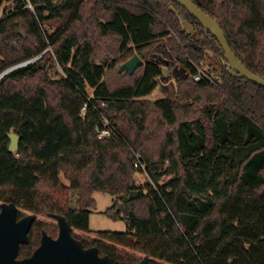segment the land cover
I'll return each mask as SVG.
<instances>
[{"label":"trees","instance_id":"1","mask_svg":"<svg viewBox=\"0 0 264 264\" xmlns=\"http://www.w3.org/2000/svg\"><path fill=\"white\" fill-rule=\"evenodd\" d=\"M8 1L0 75L42 55L0 80V210L12 203L19 218L36 216L19 259L32 256L43 232L58 237L57 224L38 221L55 214L112 264H137L139 253L149 264H264V88L229 73L217 39L172 0ZM191 1L264 78V0ZM52 21L60 24L53 31ZM207 52L226 62L216 83L193 78ZM134 55L144 64L120 72ZM162 59L189 76L178 80L176 99L152 101ZM57 66L60 78L51 74ZM104 122L111 136L99 138ZM11 132L20 137L15 153ZM138 159L156 187L136 186ZM133 191L139 195L131 201ZM95 192L115 198L107 214L125 219L126 232L75 235L93 232ZM72 193L78 209L70 207Z\"/></svg>","mask_w":264,"mask_h":264},{"label":"water","instance_id":"2","mask_svg":"<svg viewBox=\"0 0 264 264\" xmlns=\"http://www.w3.org/2000/svg\"><path fill=\"white\" fill-rule=\"evenodd\" d=\"M184 7L203 28L211 33L220 44L225 58L228 62V71L234 77L248 79L264 88V78L252 73L244 63L236 56L228 44L226 35L218 21L203 11L198 5L191 0H172ZM20 35L26 37L23 31ZM144 61L139 55H134L130 60L125 62L120 72L128 71L133 74ZM4 74L0 75V80ZM9 152L15 153L19 149L20 137L11 132ZM139 191H133L129 200H135ZM119 212H126V207L121 204ZM19 209L16 205L4 204L0 212V264H112L109 256H100L96 247L86 249L83 243L73 235V228L67 219L61 215L52 214L59 226V235L53 238L46 232H43L40 246L35 250L32 256L19 259L20 246L29 243V233L36 221L35 215H26L18 218ZM148 256L139 264H148Z\"/></svg>","mask_w":264,"mask_h":264},{"label":"rangeland","instance_id":"3","mask_svg":"<svg viewBox=\"0 0 264 264\" xmlns=\"http://www.w3.org/2000/svg\"><path fill=\"white\" fill-rule=\"evenodd\" d=\"M13 7V2L8 1V0H0V19L3 16V13L5 12V10L7 8H11ZM59 22L58 21H52L50 23L47 24V28H51V30H55L57 29V27L59 26ZM182 26L184 28H186L188 31H194L195 32V27L194 25H192L191 23L187 22V21H183ZM50 30V31H51ZM23 31V30H20ZM19 31V32H20ZM24 32V31H23ZM25 33V32H24ZM53 48L51 46H48V48L44 51L45 53L47 52H52ZM207 60L203 63V66L198 67L199 69H202L204 71H206L211 78L213 79L212 82L210 83H216V81L220 80V72L223 69L224 65L226 62H224L223 59H215L212 52H207ZM164 66H166V61L164 59H162ZM176 69L177 74H174V70L173 71H169L170 77L168 78V80L166 82H164V80H162V83H169L171 82L172 79H176L177 78V83L178 80H181L183 77H186V75L189 76V73L186 71L185 68L178 66ZM167 70V69H166ZM51 74L52 77L54 78H60L62 76L63 71L61 69V67H56L54 69L51 70ZM176 77V78H175ZM177 88V87H176ZM90 93H92V90H89ZM158 91H155L150 97L149 99H151L152 101H154V98L156 96ZM161 97V96H159ZM176 99V98H175ZM167 179V178H166ZM61 180L62 183L66 186H69V181L67 179L64 178L63 175H61ZM163 180H165L163 178ZM151 182V178L149 176V174L144 173L143 171H138L135 175V184L136 186H145L146 184ZM93 197L96 201V206L95 208L91 209L92 213L90 215V231H93L89 234H85L83 232H80L78 230H74V233L76 236H86L89 235L91 238H95V232H99V231H105V232H114V233H123L126 232L128 229V223L125 219L120 218L115 220L112 216H110L109 214H107V211L109 208H111L114 204V200L115 198L107 193H103V192H95L93 194ZM70 207L74 208V209H78L79 208V204H78V195L77 193H72L70 195ZM123 203H120V205ZM119 205V206H120ZM118 206V208H119ZM23 213V217L26 215H30L28 212H22ZM121 215H123V212H120ZM38 221L39 223H45L47 225L50 224H57V221L53 218L47 217L45 215H40L38 216ZM123 251V254H128V253H132V254H137L136 251H134L133 249H129V248H120ZM138 256H140V260L138 261L141 262L145 255L139 253Z\"/></svg>","mask_w":264,"mask_h":264},{"label":"built area","instance_id":"4","mask_svg":"<svg viewBox=\"0 0 264 264\" xmlns=\"http://www.w3.org/2000/svg\"><path fill=\"white\" fill-rule=\"evenodd\" d=\"M41 57H42V55H40V56H38V57H35V58L31 59V60H28V61H25V62L19 63V64H17V65H14V66L8 68V69H7L6 71H4V72H6V75H7V74H9V73H11V72H13V71H15V70H17V69H20V68H23V67H26V66H28V65H31V64L36 63ZM4 72H3L2 74H4ZM6 75H5V76H6ZM3 77H4V76H3ZM193 78H194V80L197 81V82H203V81H205V82H212V80H213V79L211 78V76H210L206 71H204V70H202V69H199V68H197V73H195V74L193 75ZM108 127H109V123H108V122H104V124H103V128H99V127H98V128L96 129V132L98 133L99 138L110 137V136H111V131L109 130ZM135 167H136V169H138V171H141V170H142L144 173L148 174V172L146 171V168H145L144 164L141 162L140 159H138V160L136 161V163H135ZM164 179L167 180L166 177H164ZM151 183H152V185H153L154 187H156L155 184L152 182V180H151Z\"/></svg>","mask_w":264,"mask_h":264},{"label":"crops","instance_id":"5","mask_svg":"<svg viewBox=\"0 0 264 264\" xmlns=\"http://www.w3.org/2000/svg\"><path fill=\"white\" fill-rule=\"evenodd\" d=\"M176 68L174 69V72H175L174 74L179 73V72H177L178 69H176ZM169 71L170 70L166 66H164L163 76H162V78L158 79V87L155 90L158 92L154 98V101L161 99V98H169L171 100H174L176 98V83L175 82H177V78L175 77L176 79H172L171 82H169V83H164L166 81H164L162 83V80L168 79L170 77ZM187 77H188V75H186V77H183L182 79H185ZM159 96H161V97H159Z\"/></svg>","mask_w":264,"mask_h":264},{"label":"flooded vegetation","instance_id":"6","mask_svg":"<svg viewBox=\"0 0 264 264\" xmlns=\"http://www.w3.org/2000/svg\"><path fill=\"white\" fill-rule=\"evenodd\" d=\"M3 205H4V203L1 205V210H0V212L2 211V207H3ZM18 215H19V214H18ZM18 218H19V217H18ZM22 218H23V217H22ZM19 219H20V218H19ZM30 231H31V230H30ZM85 248H86V247H85ZM86 249H87V248H86ZM98 250H99V249H98ZM99 255H100V256H103V255L100 254V252H99ZM139 263H140V262H139ZM139 263H137V264H139ZM148 264H149V259H148Z\"/></svg>","mask_w":264,"mask_h":264}]
</instances>
